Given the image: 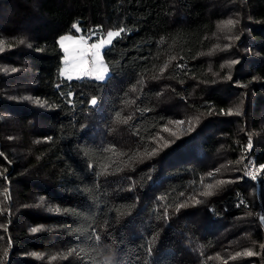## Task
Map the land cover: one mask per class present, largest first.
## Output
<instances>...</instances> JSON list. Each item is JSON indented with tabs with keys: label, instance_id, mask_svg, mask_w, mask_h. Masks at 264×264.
Returning a JSON list of instances; mask_svg holds the SVG:
<instances>
[{
	"label": "trees",
	"instance_id": "obj_1",
	"mask_svg": "<svg viewBox=\"0 0 264 264\" xmlns=\"http://www.w3.org/2000/svg\"><path fill=\"white\" fill-rule=\"evenodd\" d=\"M0 264H264V0H0Z\"/></svg>",
	"mask_w": 264,
	"mask_h": 264
},
{
	"label": "rangeland",
	"instance_id": "obj_2",
	"mask_svg": "<svg viewBox=\"0 0 264 264\" xmlns=\"http://www.w3.org/2000/svg\"><path fill=\"white\" fill-rule=\"evenodd\" d=\"M228 20V21H227ZM226 21L228 24H225L224 22L221 26L220 29L222 28H227L230 27V22L233 21L232 18H228ZM219 31V30H218ZM230 31V30H229ZM118 31L116 30H109L107 33L101 37L100 39L96 41H90L88 37H85L80 34H74V33H65L62 34L58 37V41L60 46L63 49V57H62V73L63 75L67 77H72V76H92L95 78L103 79L105 78L106 74L108 73L107 66L103 60L102 57V48L108 44V42L111 40V38L117 33ZM230 33V32H229ZM223 41V40H222ZM223 47V45L218 44H213V54H216L218 48ZM226 46V45H224ZM221 47V48H222ZM211 52V53H212ZM210 53V54H211ZM213 60H217V57H212ZM233 63L234 59L232 58H225L221 65L223 69L220 70V72H224L226 70L231 69L228 67L226 68L225 65L227 63ZM228 65V64H227ZM219 72V73H220ZM236 83L238 84H243L241 81L237 80ZM236 101V100H234ZM240 102L236 101V103H233V106L236 108ZM177 114H181V110H176ZM193 117H196V114L193 113ZM175 121V122H180ZM171 130V129H170ZM166 132H162L160 135L161 140H165L167 137ZM252 160H249L246 162L244 172H248L249 165L251 164ZM256 170H257V175H255L253 178H257L259 175H261V166L256 164Z\"/></svg>",
	"mask_w": 264,
	"mask_h": 264
},
{
	"label": "built area",
	"instance_id": "obj_3",
	"mask_svg": "<svg viewBox=\"0 0 264 264\" xmlns=\"http://www.w3.org/2000/svg\"><path fill=\"white\" fill-rule=\"evenodd\" d=\"M256 163L254 160L251 161V164L248 166L249 169H248V172H244V175L245 176H248V177H251L253 178L255 175H257V170H256Z\"/></svg>",
	"mask_w": 264,
	"mask_h": 264
}]
</instances>
